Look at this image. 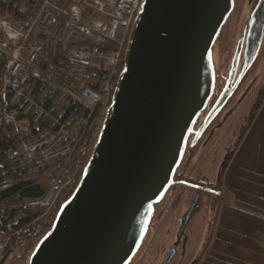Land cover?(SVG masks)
<instances>
[{"label": "water", "instance_id": "95a60500", "mask_svg": "<svg viewBox=\"0 0 264 264\" xmlns=\"http://www.w3.org/2000/svg\"><path fill=\"white\" fill-rule=\"evenodd\" d=\"M234 4L235 0H144L98 140L77 186L58 208L29 264L130 263L155 205L176 183L190 135L195 136L194 146L258 55L264 36V0H258L251 13L245 59L234 86L242 41L225 86L195 130L214 94L213 46ZM233 111L234 107L225 118ZM180 183L199 188L184 180ZM45 190L43 184L27 180L2 191L0 198L39 200ZM199 197L196 194L183 216L177 240L161 264L173 258ZM11 253L7 251L0 264Z\"/></svg>", "mask_w": 264, "mask_h": 264}, {"label": "built area", "instance_id": "2783aa9c", "mask_svg": "<svg viewBox=\"0 0 264 264\" xmlns=\"http://www.w3.org/2000/svg\"><path fill=\"white\" fill-rule=\"evenodd\" d=\"M143 2L14 0L0 14V128L9 126L18 136L5 157L17 175L0 180V193L27 180L46 189L41 199L13 206L48 201L42 217L50 215L62 189L75 184L76 175L67 168L98 110L91 156ZM41 168L48 170L50 182L37 180ZM13 236L0 234V259ZM40 238L23 264H29Z\"/></svg>", "mask_w": 264, "mask_h": 264}, {"label": "rangeland", "instance_id": "374dc122", "mask_svg": "<svg viewBox=\"0 0 264 264\" xmlns=\"http://www.w3.org/2000/svg\"><path fill=\"white\" fill-rule=\"evenodd\" d=\"M255 2L256 0H235L234 9L220 31L212 51L215 89L210 102L219 95L225 83L231 56L240 35L245 32L244 29L250 18V9ZM255 69L260 73L261 80H264V39ZM257 71L249 75L245 85L252 80V76L257 74ZM241 89L243 90L244 87ZM240 92L231 100V105L243 98ZM239 102V106L230 116L225 118L226 111L231 105L215 119L211 126V129L215 131L207 142L203 143L204 135L197 145L187 149L177 174L190 179L205 176L207 181L219 183L227 153L238 140L248 119L251 101ZM196 194L195 188L178 181L168 189L163 199L155 205L147 233L129 264H161L163 262L177 240L181 220ZM214 210V204L212 202L209 204L208 198L204 195L200 207L192 213L175 254L168 264L194 263L203 245L210 239V228L215 222ZM22 250L21 247L18 251L19 259L8 264H23L22 260L25 259L31 247L27 246L25 253Z\"/></svg>", "mask_w": 264, "mask_h": 264}, {"label": "crops", "instance_id": "0c3cea01", "mask_svg": "<svg viewBox=\"0 0 264 264\" xmlns=\"http://www.w3.org/2000/svg\"><path fill=\"white\" fill-rule=\"evenodd\" d=\"M218 190L198 264H264V98L222 169Z\"/></svg>", "mask_w": 264, "mask_h": 264}, {"label": "trees", "instance_id": "16d2710c", "mask_svg": "<svg viewBox=\"0 0 264 264\" xmlns=\"http://www.w3.org/2000/svg\"><path fill=\"white\" fill-rule=\"evenodd\" d=\"M13 2L14 0H0V14L3 13L9 3ZM12 9H14V6L12 7ZM260 97L261 98L259 104L264 98V80L260 86ZM252 117L253 114L244 124L242 133L239 136L238 140L235 142L233 148L227 153L222 169H224L227 165L234 150L236 149L243 135L248 129ZM99 120L100 113L97 110L84 141L75 152L71 165L67 168L66 171V173L76 175L75 184L68 185L67 187H64L62 189L60 196L56 202V206L50 215L42 217L43 213L46 210V206L44 205V203L35 202L31 204L13 206L14 204H19L21 202L15 196L8 199L0 198V234L3 236L14 235L8 245V248L5 251V253L10 250L12 251L5 264L17 261L19 259V249L25 243H28L29 247L32 246L34 240L40 238L43 235L45 229L50 226L52 220L54 219V216L56 215L60 204L63 203L72 194L77 181L81 177L83 167L87 162L89 148L91 146L93 134L98 126ZM17 139V133L11 127L3 126L0 128V180L11 176V174H14V177L17 175L16 173L11 172L14 165L7 163L5 160L7 152L10 149L16 147ZM26 169H29V166H27ZM39 170L41 171L42 168ZM37 180H46L47 182H50L51 178L48 174V170H42ZM175 180H186L187 182L199 184L206 187L212 186V183L207 181L205 176H199L197 179H190L176 173ZM62 183L63 182H61L60 184ZM193 264H198V259H196Z\"/></svg>", "mask_w": 264, "mask_h": 264}, {"label": "flooded vegetation", "instance_id": "af4514ba", "mask_svg": "<svg viewBox=\"0 0 264 264\" xmlns=\"http://www.w3.org/2000/svg\"><path fill=\"white\" fill-rule=\"evenodd\" d=\"M258 0H256L255 2V5L252 6V8L250 9V16H251V13L252 11L254 10L256 4H257ZM250 20V18H249ZM249 20L247 21V24H246V28L244 29L245 32H243L237 43H236V47L234 49V52L231 56V60H230V67H229V70H228V74H227V78L225 80V83L223 85V87L225 86L226 84V81L228 79V75H229V72L231 70V65H232V62H233V59H234V56H235V53H236V50H237V47L239 45V43L242 41V48H241V53H240V58H239V63H238V67H237V71H236V74H235V77H234V80L233 82L231 83V86H234L238 76H239V73H240V70H241V67L243 65V62H244V51H245V44H246V35H247V31H248V27H249ZM263 39H264V36H263ZM263 39H262V42H261V46H260V49H259V52H258V55L257 57L255 58V60L252 62L251 66L249 67L247 73L244 75V77L242 78V80L240 81L239 85L237 86L236 90L234 91V93L232 94L231 98L229 99L228 103L226 104V106L224 107V109L220 112L222 113L224 110H226V108L231 105V100L234 98V96L240 92L244 87V89L242 90V92H240L242 94V99L239 100V101H251L250 102V105H249V108H248V113L247 114V121L249 120L250 116L254 113L257 105L259 106V101H260V85L262 84L263 80H261V77H260V73L255 69V66H256V63H257V60H258V57H259V53H260V50H261V47H262V44H263ZM216 43V42H215ZM215 45V44H214ZM213 49H214V46H213ZM213 51V50H212ZM257 71V74L253 75L252 76V80L246 85H245V81L247 80V78L249 77V75L252 73V72H255ZM261 80V81H260ZM222 87V89H223ZM221 89V91H222ZM220 91V92H221ZM220 94V93H219ZM214 95V94H213ZM218 97V95H217ZM217 97L213 100V102H209L206 110L200 115L194 129L197 130L198 129V126L200 125V123L204 120L205 116L207 115V113L209 112V110L211 109V107L213 106L214 102L216 101ZM237 100V102H234L226 111V113L232 109L234 107V111L237 109V107L239 106L240 102ZM233 111V112H234ZM219 113V115H220ZM218 115V116H219ZM217 116V117H218ZM216 117V118H217ZM215 118V119H216ZM215 119L212 121V123L206 128V130L202 133V135L198 138V141L195 145H197L199 143V141L202 139V137L205 135V139L203 141V143L207 142L213 135L214 133V129H211V126L212 124L214 123ZM246 123V122H245ZM195 138L194 134H191L189 139H188V144H187V148H186V151L187 149L191 146V143L193 141V139ZM185 151V152H186ZM180 182L181 180H176V182ZM195 184V183H193ZM199 186V188H195L197 190V194L199 193L200 194V197L198 199V207L196 209H198L201 205V202L203 201L204 199V195H206V197L208 198V202L209 204L212 202V200L214 199V204H215V194L212 193L210 190L212 191H219L218 190V187H219V183H212V186L211 187H206V186H202V185H199V184H196ZM200 188H208L209 190L208 191H203L202 189ZM155 209V208H154ZM195 209V210H196Z\"/></svg>", "mask_w": 264, "mask_h": 264}, {"label": "bare ground", "instance_id": "6f19581e", "mask_svg": "<svg viewBox=\"0 0 264 264\" xmlns=\"http://www.w3.org/2000/svg\"><path fill=\"white\" fill-rule=\"evenodd\" d=\"M211 101V100H210Z\"/></svg>", "mask_w": 264, "mask_h": 264}]
</instances>
